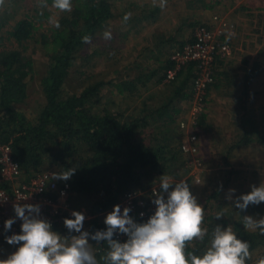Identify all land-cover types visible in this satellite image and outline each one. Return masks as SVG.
Listing matches in <instances>:
<instances>
[{
	"label": "rangeland",
	"instance_id": "obj_1",
	"mask_svg": "<svg viewBox=\"0 0 264 264\" xmlns=\"http://www.w3.org/2000/svg\"><path fill=\"white\" fill-rule=\"evenodd\" d=\"M45 2L16 0L10 6L5 0L4 6L0 7V34L12 27L13 21L25 18L33 20L38 40L41 36L54 32L57 29L55 24L58 22L60 25L62 12L48 2L47 7H42ZM110 3L112 18L106 21L102 30L90 38V43H85L77 55L68 78L69 91L82 90L88 83L98 79H112L116 82L121 77H131L139 72L148 75L162 65L156 62L157 59L166 60L169 56L172 61V56L181 51L176 49L179 43L190 38L191 42L184 46L193 43L194 34L199 28L210 30L215 42L229 45L228 54L213 58V80L206 86L201 98L202 108L194 109L193 99L176 105L180 112L170 127H174L170 130L174 135V143L180 145L185 142L188 145L194 137L196 139L193 140V146L196 152L190 154L180 149L185 158L178 157L171 163L166 162L165 166L168 168L165 171L156 170L150 173L135 190L139 199L155 206L151 202V191L159 190L160 179L164 175L169 177L171 183L180 180L189 183L198 203L205 208L206 218L218 213L219 209L232 213L237 219L241 214L252 216L254 220L264 217V202L249 205L246 211L241 212L226 199L229 188L236 189L234 196H239L249 192L250 185L259 186L261 182L264 183V147L253 137L255 125L257 128L264 120V0H167L163 9L159 7L160 0H111ZM45 12H49L48 17ZM126 13H131V18L127 21L124 20ZM215 16L226 26L214 22L212 19ZM105 32L111 33V39L104 38ZM157 44L160 45L158 49ZM5 45L7 46V41ZM6 46L5 49L8 48ZM1 50H4L2 44ZM23 55L32 60V73L26 79L27 98L17 110L34 121L44 105L40 82L46 74L49 59L40 44L33 41L27 45ZM141 58L143 59L140 60ZM255 62L262 65V69L245 89L244 74L251 70ZM186 66L188 65L183 67ZM194 69L196 72V65ZM216 72L223 73L220 79H215ZM154 80L147 85L136 84L134 91L125 94L126 98L110 96L107 91V97L102 103L109 111L122 113L123 116L137 114L144 104L149 107L160 106L171 97L173 88L169 86L170 80L167 78L158 85ZM193 110L196 112L191 118ZM201 113L206 115V119L205 124L199 126L197 122ZM241 121L244 125L239 126ZM181 123L184 127L180 126ZM156 124H152L141 134L147 145L153 140L152 136L159 139L160 130ZM240 127L246 128L252 134V143L234 147L242 137ZM261 135L263 134L255 137L259 139ZM184 162L187 164L185 167ZM45 167L50 175L58 170L55 166ZM231 168L236 169V173L231 172ZM31 178L24 180L21 176L18 181L25 182ZM0 185L7 188V191L12 187L11 184L1 181ZM100 198L98 194H71L66 205L67 213L63 214L60 209L61 219L58 223H53V230L70 236L63 225V218H70V212L77 210L86 215L84 229L91 232L93 218L89 215V209ZM105 215L104 213L99 218L101 223ZM16 231L20 233V229L16 228ZM14 250L15 246L8 245L4 236H0V258H6ZM260 256L261 251L252 264H256Z\"/></svg>",
	"mask_w": 264,
	"mask_h": 264
},
{
	"label": "trees",
	"instance_id": "obj_2",
	"mask_svg": "<svg viewBox=\"0 0 264 264\" xmlns=\"http://www.w3.org/2000/svg\"><path fill=\"white\" fill-rule=\"evenodd\" d=\"M6 1L13 6L16 0ZM45 1L49 4L53 2ZM110 1L72 0V11L62 12L60 27L51 34L41 36L40 40L36 38L37 28L30 18L13 21L12 27L0 34V44L4 48L0 51V146L11 149V158L19 166L24 180L47 173L45 166H55L58 174L70 167L76 169L71 180H56V183L68 184L70 195H100L101 198L89 209V215L93 218L91 232L105 229L106 226L99 219L101 215L117 205L126 194L135 192L138 184L150 173L165 171L168 168L166 162L171 163L178 157H184L180 150L183 142L180 145L177 143V147L174 135L170 132L174 127H170L180 112L176 105L192 99L193 80L196 78V64L188 63L168 83L173 92L167 101L156 107L144 104L137 114L128 116L108 110L102 103L107 97L106 92L109 91L110 96L126 98L125 94L134 91L136 84L147 85L152 79H155L156 85L163 83L166 72L175 67L169 56L166 60L157 59L156 62L162 65L148 75L139 72L131 77H121L123 79L119 78L116 82L112 79H98L88 83L82 90L69 91V74L85 45L84 37L95 36L106 21L112 18ZM45 16L48 17L49 12H45ZM191 40L179 43L176 49L182 50L184 44ZM31 41L40 44L49 59L46 74L40 82L44 105L34 121L17 110L27 98L26 79L32 73V60L26 58L23 52ZM5 46L8 48L5 49ZM134 67L140 70L137 64ZM261 69L262 65L255 62L251 70L245 72V89ZM159 72L162 74L159 75ZM222 75L216 72L215 79ZM132 111L135 112L134 109ZM205 119L206 115L201 113L197 125H204ZM156 123L160 130L159 139L152 136L153 140L147 145L141 134ZM242 125L241 121L239 126ZM257 128L255 125L253 137L264 147V120ZM241 133L242 137L234 147L252 143V134L246 128H242ZM260 134H263L261 139L255 137ZM184 163L185 167L187 164ZM230 171L236 173L237 170L231 168ZM218 211L221 212L220 209ZM222 212L224 216L220 219H216L217 213L205 217L204 227L208 229V235L204 241H193L194 246L191 243L189 251L202 254L208 246L213 229L217 225L227 227L231 224L238 238L250 244L251 258L247 264L254 262L259 251L260 258L264 256V235L259 230L245 229L243 214L237 219L232 213ZM130 215L138 222L147 220L139 218L136 212ZM93 250L99 261L108 251L107 243L93 244Z\"/></svg>",
	"mask_w": 264,
	"mask_h": 264
},
{
	"label": "clouds",
	"instance_id": "obj_3",
	"mask_svg": "<svg viewBox=\"0 0 264 264\" xmlns=\"http://www.w3.org/2000/svg\"><path fill=\"white\" fill-rule=\"evenodd\" d=\"M5 0H0L3 7ZM167 0H160L159 7H166ZM42 7L48 5L42 3ZM52 7L61 12L72 11V0H53ZM131 18L126 13L124 20ZM59 28V23L55 24ZM105 39H111V33H104ZM90 43L89 37H84ZM76 169L70 167L63 173H51L52 180L69 181ZM222 188V185H221ZM250 191L234 196L236 189L229 188L226 199L241 212L249 205L264 202V183L250 185ZM65 195V193H61ZM12 208L15 216L5 220L4 230L8 233L17 219L22 221L20 233L4 235V241L15 246V250L0 258V264H247L251 258L250 244L238 238L237 232L229 224L217 225L206 250L197 255L189 251V245L196 240L204 241L208 229L204 227L205 208L198 203L197 197L190 190L189 183L180 180L171 183L169 177L162 175L159 190L153 192L154 212L147 220L136 221L130 215L132 209L119 204L104 217L105 229L93 232L84 229L87 219L82 211L72 210L70 218H63V225L70 233L65 236L53 230L51 222L41 216V205L19 203L28 198L16 197ZM7 197L0 198V204L6 203ZM143 213H140L143 218ZM223 212L216 214L222 218ZM245 229L264 235V217L254 220L252 216H243ZM127 239L121 242L119 237ZM90 241L94 243H90ZM107 243L108 251L97 260L93 244ZM264 264V256L256 261Z\"/></svg>",
	"mask_w": 264,
	"mask_h": 264
},
{
	"label": "built area",
	"instance_id": "obj_4",
	"mask_svg": "<svg viewBox=\"0 0 264 264\" xmlns=\"http://www.w3.org/2000/svg\"><path fill=\"white\" fill-rule=\"evenodd\" d=\"M212 20L221 26H226L221 23L222 20L217 16L213 17ZM228 53L229 45L225 42H215L213 34L210 30L202 28L196 29L194 42L185 45L179 53L172 56L175 68L166 72V78L167 80H172L175 76L176 70H179L188 63H195L197 70L196 78L193 84V108L201 109V98L204 95L206 86L211 84L213 80V73L211 71V67L214 62L213 58L215 56L224 57ZM191 112V118H193L196 110ZM180 126L184 127V124L181 123ZM195 139L196 138L192 137V139H190L191 144L188 145L183 142L180 147L181 150L185 153L194 154L196 152V148L193 146V140ZM20 178L21 172L19 166L11 158V149L8 146L0 147V181L9 183L12 186L11 189H8L10 191H7V188L0 189V198L7 197V202L0 204V236L11 235L13 233L18 234L16 228L20 229V224L22 223L19 219H17L12 225L10 232L5 233L4 230L5 220L15 216L12 205L16 202V197L28 198L27 200H20L19 203L21 204H40L41 216L49 220L52 225L53 223L59 222L61 219V212L63 214L67 213L66 205L70 196L68 184H57L55 180H52V176L49 173L36 175L25 182L18 181ZM154 191L157 190L151 191L152 197ZM62 192L65 193V195L62 196ZM118 204L121 206V210H123L126 206L130 207L132 209L130 213L136 212L139 218H141L140 213H143L144 215L141 219H147L155 210V206L152 204H146L140 200L139 194L136 192L126 194ZM111 210L112 208L105 214ZM6 213L8 215H6ZM125 238L126 236L123 235L119 237L121 242Z\"/></svg>",
	"mask_w": 264,
	"mask_h": 264
}]
</instances>
